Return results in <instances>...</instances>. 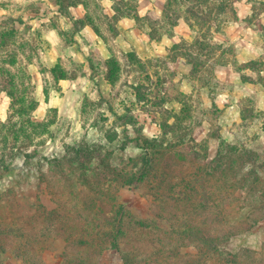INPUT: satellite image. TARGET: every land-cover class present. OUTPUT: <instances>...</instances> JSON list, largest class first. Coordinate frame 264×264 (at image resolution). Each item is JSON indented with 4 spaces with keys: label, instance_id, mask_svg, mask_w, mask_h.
I'll return each instance as SVG.
<instances>
[{
    "label": "rangeland",
    "instance_id": "1",
    "mask_svg": "<svg viewBox=\"0 0 264 264\" xmlns=\"http://www.w3.org/2000/svg\"><path fill=\"white\" fill-rule=\"evenodd\" d=\"M56 1L0 0V41L5 43L0 47V66L11 69L18 82L29 84L37 102L32 119L49 125L38 154L51 157L62 155L65 145L100 143L110 153L111 167L122 174L138 173L144 157L139 144L161 137L163 125L175 124L162 146L166 154L156 160L155 175L133 186H113L103 199L104 212L110 211V205L122 207L124 230H130L134 220L153 219L151 210L158 205L153 200L159 193L166 203L161 228L171 230V217L193 218L198 212L197 218L203 221L218 216L202 228L220 233L227 229L228 202L236 197L230 221L251 217L249 222L256 218L258 222L249 232L230 239L226 249L262 252L257 258H264V0H231L233 12L228 8L224 16L214 9L220 0L198 7L190 0L171 9L166 7L167 0L161 16L149 17L140 28L150 38L153 34L152 40H159L169 35V23L179 13L187 20L191 36L174 44L178 48L173 45L164 56L142 58L114 42L118 32L114 22L105 19L101 0H78L87 8L78 5L64 14L58 12ZM134 5V0L113 2L119 14H131ZM210 7H214L211 21H203L208 19ZM189 9L193 14L186 12ZM88 22L100 31L103 44L95 31L92 36L82 31ZM9 59L16 61L14 68L2 63ZM62 74L67 79H57ZM106 74L113 81L106 80ZM9 105V97L0 91L2 122ZM121 145H126L125 149H120ZM225 145L242 150L243 173L249 181H257L252 192H225L228 160L216 157L218 150L225 155ZM248 151L254 154L251 158ZM37 163L35 159L26 165L18 157L10 171L0 170V264H64L66 242L61 232L68 227L62 224L64 217L56 231L53 221L46 223L43 217L56 209L60 199L70 210L75 200L81 201L74 193L85 187L92 197L97 194L95 186H86L77 176L67 181L56 169L50 170L46 164L39 169ZM99 168L93 161L85 172L93 176ZM69 171L66 168L64 173ZM39 173L53 183L48 187ZM187 180L194 185L189 193L181 189ZM59 191L62 198L56 195ZM180 192L202 206L184 211L185 202L174 200ZM73 218L66 215V223ZM22 226L30 233L22 232ZM24 245L31 249L29 254ZM183 253L193 255L196 249L189 247ZM248 256L247 260L254 259ZM94 264L123 263L115 250L106 249Z\"/></svg>",
    "mask_w": 264,
    "mask_h": 264
},
{
    "label": "trees",
    "instance_id": "2",
    "mask_svg": "<svg viewBox=\"0 0 264 264\" xmlns=\"http://www.w3.org/2000/svg\"><path fill=\"white\" fill-rule=\"evenodd\" d=\"M115 1L117 2V0H113V2ZM168 1L166 7L171 9L172 6H182L190 0ZM134 2L135 5L131 14L126 12L119 14V10L114 8L116 13L114 17L109 18L104 15L105 19L115 22L121 17H131L141 26V23L148 21L149 17H156L155 13L152 12L140 18L136 14V0ZM190 2L197 3L196 6L198 7L200 4L208 5L211 0H191ZM56 5L60 14H64L69 9L78 5H82L85 9L87 8L86 3L79 2L78 0H57ZM99 6L97 4L96 7ZM216 6L215 8L210 7V10L207 12L208 19H204L203 21H211L210 16L213 8L217 10L216 13L222 14V16L226 14L228 8H232L231 11L233 12L231 0H220ZM176 10L178 11V9ZM186 12L193 14L190 9ZM201 14H203L202 11ZM180 19V14L175 13V18L169 23L171 28L169 35H172L173 28ZM81 23L85 25L84 21H81ZM86 25H91L95 33L100 34V31L94 27V23L88 22ZM113 28L111 31H114L115 28ZM151 38H155L153 34ZM4 45L5 43L0 41V47ZM178 46L174 45L172 48L176 49ZM2 63L10 68H14L16 65V61L11 59ZM105 77L106 80L113 81L108 74ZM16 78V74L11 69L0 66V91L4 92L10 99L7 118L4 122L0 121V170L3 172L10 171L14 166L15 159L18 157H22L26 165L32 164L36 159L39 169L43 167V164H46L50 170L56 169L62 175V178H66L67 181L77 176V179L83 182V184L95 186V192L98 190L94 197H92L91 193L85 191L86 187L74 193L81 201L74 199V205H72L70 210L65 209L66 206L60 202V199L57 202L56 209L48 212L47 217H43V221L45 220L44 222L46 223L51 220L53 221L52 227L54 231H56L57 225L61 224L59 223L60 218L64 217L62 224L63 226H68L61 232L64 234L66 242L63 253L64 264H94L98 256L106 249L115 250L120 255L123 264H206V262L216 264V260L219 262L218 264H264V258H257L258 256L262 257V252L258 253L242 249L240 252L233 253L226 249V244L230 239L238 236V234L249 232L250 228L258 222L257 218L249 222L248 220L251 217L234 222L230 221L234 218L233 213L236 211V206H233V203L237 200L236 197L235 199L231 198L228 202L230 207L227 212L229 213L225 218L227 229L222 232L219 231L220 233H217V230L213 229V227L211 228V230L213 229L212 231L202 228V224H205V222L209 221L213 224L219 218L218 216L211 215L203 221L197 218L200 215L198 212H194L193 218L182 217L180 220L179 217H171L173 223L168 222L171 224V230L161 228L160 225H163L164 221L162 209H165L166 203L164 197L159 196V193H157V196L153 200L158 201V205H155L151 210V215L156 217V221L154 217L151 221L134 220V227L130 230H124L123 224L126 218L122 207L117 209L115 205H110V211L104 212L106 208L103 199L113 186L115 189L121 186H133L141 183L143 180H148L153 174L155 175L158 170L156 160L159 156L166 154V151H162V146L166 142V137L176 129L175 124L163 125L162 136L159 138L152 140L142 139L144 141L139 146L144 150V157L138 173L124 172L125 174H122L116 167H111L108 164L110 153L106 151V145L100 143L65 145L62 155H53L51 157L39 155L37 147L44 142L41 137L49 133V125L44 122H35L32 119V113L37 107V102L30 93L29 84L26 85L23 82H18ZM57 79L65 80L67 77L62 74ZM106 141L107 143H111L109 139H106ZM125 146L121 145L120 149H125ZM241 151L236 146L225 145V155H221V150H218L216 154L217 159L228 160L224 168V173L227 177L224 189L228 195L240 194V192L245 191L252 192L257 188L255 185L257 181H249L247 175L243 173L244 163ZM248 155L251 158L254 154L248 151ZM252 160L250 159L249 161ZM93 161H96L100 168L91 176L86 174L85 170ZM66 168L70 169L68 174L64 173ZM252 172L251 170L250 173ZM44 175V173H39L40 180L47 182ZM51 182L53 183V180L48 181L46 185L49 187ZM193 186L191 180H187L181 189L189 193L188 191ZM157 188H159V185ZM160 190L159 188L158 191L160 192ZM263 193L264 190H262ZM56 195L58 198L63 197L61 191L57 192ZM176 195L177 197L174 200H180L179 204L182 201L185 202L183 204L184 211L191 212L192 210H196V207L202 206L201 202H195L196 199H192L191 195L187 197L183 192L176 193ZM179 196L181 199L178 198ZM113 208H115V211H113ZM84 212L86 215L80 216V213L84 214ZM66 215L67 218H69V215H74L72 220H68V224L65 221ZM27 219L31 220L32 217ZM25 225L30 224L27 223ZM47 225H44L43 229L48 230L49 234V227ZM21 230L25 233H30L31 231H29L27 226H22ZM20 236L22 238L24 235ZM26 246L24 245L25 252L29 254V250L31 249L29 247L26 248ZM189 247H194L196 253L193 255L183 253V250ZM25 252L22 254H25ZM248 255L253 256L254 259L247 260ZM25 258L28 262H31V256L27 255Z\"/></svg>",
    "mask_w": 264,
    "mask_h": 264
},
{
    "label": "crops",
    "instance_id": "3",
    "mask_svg": "<svg viewBox=\"0 0 264 264\" xmlns=\"http://www.w3.org/2000/svg\"><path fill=\"white\" fill-rule=\"evenodd\" d=\"M167 0H136V14L143 18L150 13L161 16L164 11ZM104 15L109 18L116 14L113 8L112 0H101ZM81 7V6H80ZM77 17L80 18L78 15ZM114 26L118 34L114 37V42L122 48V50L135 51L139 57H161L167 54V51L182 39H188L191 36V30L187 22L181 18L177 25L173 28L172 35H162L159 40H152L148 35L144 34V30L138 26L137 22L131 17H121L114 22ZM86 25L82 31L87 32L90 36L94 30ZM95 33V32H94ZM100 43H104L103 38L98 34H94ZM144 42L147 51L144 50ZM146 53L148 55L144 56ZM261 110H264L262 108Z\"/></svg>",
    "mask_w": 264,
    "mask_h": 264
}]
</instances>
